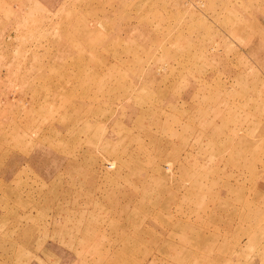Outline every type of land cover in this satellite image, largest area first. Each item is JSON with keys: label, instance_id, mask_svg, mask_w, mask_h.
<instances>
[{"label": "rangeland", "instance_id": "374dc122", "mask_svg": "<svg viewBox=\"0 0 264 264\" xmlns=\"http://www.w3.org/2000/svg\"><path fill=\"white\" fill-rule=\"evenodd\" d=\"M0 264H264V0H0Z\"/></svg>", "mask_w": 264, "mask_h": 264}]
</instances>
